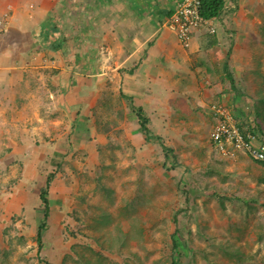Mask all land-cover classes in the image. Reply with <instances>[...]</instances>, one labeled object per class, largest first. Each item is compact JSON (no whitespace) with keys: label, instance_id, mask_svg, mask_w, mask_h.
I'll return each instance as SVG.
<instances>
[{"label":"rangeland","instance_id":"1","mask_svg":"<svg viewBox=\"0 0 264 264\" xmlns=\"http://www.w3.org/2000/svg\"><path fill=\"white\" fill-rule=\"evenodd\" d=\"M252 69L249 80L239 83L240 91L248 94L239 109L248 112L247 121L264 132V75L255 71V65ZM42 70L15 75L13 88H0L1 191L11 178L19 180L0 200V264H172L174 235L189 248L181 264H264V183L257 180L260 172L250 164L257 163L233 151L221 158L209 138L211 118L208 134L199 129L188 139L170 136L175 121L167 122L168 133H162V125L154 126L155 134L171 138L172 143L163 138L168 144L183 141L196 147L185 151L184 157L176 151L166 161L157 139L146 143L143 136L138 141L130 137L139 128L131 121L132 112L133 117L126 118L125 112L120 117L99 104L102 99L95 104L94 120L117 125L107 135L91 123L80 127L57 99L60 89L50 88L53 76ZM252 83L253 90L248 92ZM95 84L98 99L107 91L110 104H118L117 83ZM64 125L68 128L57 136V146L65 152L79 144L88 151L103 146L104 153L93 154L94 159L87 155L90 161L83 159L79 171L88 174L91 169L92 179L100 176L101 185L111 193L99 191L94 180L77 177L74 195H86V199L75 208L74 200H58L63 190L55 188L56 194L49 193V226L38 244L36 232L44 205L37 192L61 160L59 152L41 142L51 126L52 131ZM154 127L150 121V130ZM141 144L144 156L138 158ZM186 161L196 167L187 166ZM24 193L29 198L25 203L18 200ZM2 252H8L6 259Z\"/></svg>","mask_w":264,"mask_h":264},{"label":"crops","instance_id":"2","mask_svg":"<svg viewBox=\"0 0 264 264\" xmlns=\"http://www.w3.org/2000/svg\"><path fill=\"white\" fill-rule=\"evenodd\" d=\"M179 3L180 0H0V20L8 14L0 42V88H13L15 75L24 77L43 69L53 76L50 88L60 89L57 99L66 105L63 112L73 120L94 116L99 95L95 83L102 81L108 87L117 83L122 101L141 107L153 127L162 125L165 131L159 132L168 133L167 122H177L170 136L188 139L195 137L198 133L194 131L199 129L208 134L207 122L211 118L214 123L210 106L217 103L224 105L240 125L249 114L239 109V104L248 99L239 83L249 80L253 65L257 73L264 75V0H225L215 22L216 33L192 31L187 50L167 26ZM253 85L248 84V92ZM125 110L127 118L131 110ZM84 125L88 127H80ZM65 127L51 131V126L49 133L44 132L51 141L41 144L59 152L61 160L57 163L67 160L81 169L82 160L87 163L89 156L94 159L97 149L82 150L79 144L65 152L57 146L61 131L68 128ZM157 128H152L153 134L165 138L154 133ZM54 132L57 135L51 138ZM131 136L138 141L142 136L139 128ZM165 139L172 143L171 138ZM190 146L183 141L169 144L173 154L178 151L183 157L185 151L196 148ZM143 147L141 144L137 151L138 158L144 156ZM250 164L260 172L257 180H264V166ZM186 165L196 167L190 161ZM65 169L73 179L77 178L73 169ZM55 188L65 187L54 181L50 193L56 194ZM2 193L5 191L0 192V200L7 196ZM58 194L63 195L58 200H70L63 191ZM28 199L24 193L18 200L25 203Z\"/></svg>","mask_w":264,"mask_h":264},{"label":"trees","instance_id":"3","mask_svg":"<svg viewBox=\"0 0 264 264\" xmlns=\"http://www.w3.org/2000/svg\"><path fill=\"white\" fill-rule=\"evenodd\" d=\"M225 5V0H202V5H201V13L202 16L205 17L206 19H218L222 13V10L224 8ZM234 87V85H233ZM236 87H234L235 89ZM237 90V88H236ZM108 92L106 91L103 98L98 99L99 104H102V106H105L106 109H110L111 111H113L112 113L118 115V116H124V112H125V107L124 109L122 108L123 102H122V98H123V94L120 93L119 96V101L117 105L114 104H110L111 98L108 99L105 95ZM105 102V103H104ZM128 104V108L127 110H131L130 112H132L131 114L134 115V117L131 115L133 118H131V121L135 120L137 122V124L139 125V133L142 134V136L144 137V141L146 143H151L154 139H157L160 143H161V147L163 150V154L164 157L166 159V161H168L171 157V155L173 154L172 149L169 147V144L166 142V140H164L162 137L160 136H156L153 134V132L150 130L149 128V118L147 117V115L145 114L144 110L141 107H136L134 105ZM116 106V107H115ZM259 108L257 107V110ZM94 114L96 113V109H93ZM96 115V114H95ZM128 115V117H129ZM255 115L258 117L260 116L259 111L257 113V111L255 112ZM94 117L96 118V116L87 118V117H78L76 120L78 125H82V124H87L90 127V123L91 125H95L97 128L100 129V132L104 135H107L108 133H110L112 131V129L117 125L115 122L111 123V122H105L102 123L101 121H99L98 119L94 120ZM133 119V120H132ZM88 121V122H82V121ZM237 120V119H236ZM92 121V122H91ZM250 123H253L252 121H242L241 122V126L242 128L246 129L245 127L249 128L248 125H250ZM260 129H258V132L260 133L261 136L264 137V132L262 130L261 127H259ZM54 137L53 135L51 136V138ZM47 141L50 142L51 139L48 137H45L43 141ZM103 146H99L96 149V152L94 153L95 155H99L104 153V149L102 148ZM252 160V159H251ZM254 161V160H253ZM255 162V161H254ZM258 164H261L264 166V163H260V162H256ZM21 167L23 166L22 163ZM65 167H69L70 169H73L76 173V177H80L82 178L81 181H85V180H94L97 183V187L98 190L103 192V193H111V190L107 187V186H102L103 183L101 181V177L100 176H96L94 179H92L91 177V169H88L87 172H89L88 174H82L79 169H78V165L73 163V162H68L67 160L64 161L62 160L60 163H57L53 169L49 172V174L46 177V181L44 184V187L39 188V191L37 192L39 194V198L42 202V204L44 205V212H43V219L42 222L40 223V225L37 228V232H36V239H37V243L41 244L42 243V233L43 231L48 228L49 226V216L51 215V208H50V204H49V193L51 191V188L54 184V181H58V184H60V186H64L65 188H63V192L65 194L68 195L70 201H73V205L75 208H77L78 205H76V203L82 204L85 201V197L86 195L76 198L74 195V189H75V184H74V179L71 177V175L68 174V172L66 171ZM172 167H176V165L172 166ZM261 182H264V180H260ZM19 182V180L17 179H13L10 180V182L5 186L6 189H4L3 191L7 192L8 190H10L13 186H15L17 183ZM83 183V182H82ZM102 184V185H101ZM2 190V187L0 186V192ZM69 193H68V192ZM77 201V202H76ZM72 234V232H71ZM74 235V234H73ZM40 249V248H39ZM189 250L188 246L182 242V239H180L177 235H174V240L172 241V246H171V251H172V264H181V258L187 254V251ZM0 251H2V248L0 247ZM3 253V258H7L8 257V252H2ZM4 260V259H3ZM49 264V263H46ZM86 264H91L90 262H87Z\"/></svg>","mask_w":264,"mask_h":264},{"label":"built area","instance_id":"4","mask_svg":"<svg viewBox=\"0 0 264 264\" xmlns=\"http://www.w3.org/2000/svg\"><path fill=\"white\" fill-rule=\"evenodd\" d=\"M202 0H180L175 12L169 18L167 26L175 31L180 46L187 50L191 46V34L196 30H207L215 34L216 19H206L201 13ZM8 14L0 20V42L7 24ZM214 119L209 138L214 149L221 154L232 151L243 153L255 162L264 163V137L253 123L242 128L222 104L210 106Z\"/></svg>","mask_w":264,"mask_h":264}]
</instances>
